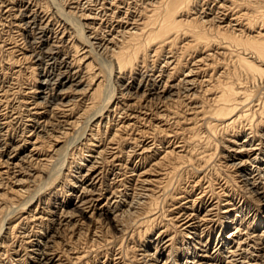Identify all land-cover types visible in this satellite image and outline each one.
Listing matches in <instances>:
<instances>
[{
  "label": "bare ground",
  "instance_id": "bare-ground-1",
  "mask_svg": "<svg viewBox=\"0 0 264 264\" xmlns=\"http://www.w3.org/2000/svg\"><path fill=\"white\" fill-rule=\"evenodd\" d=\"M8 25L20 40L1 38ZM0 47L17 54L15 64L32 62L36 73L32 95L18 102L25 104L21 116L8 97L16 70L6 80L0 69L1 259L5 240L17 235L13 262L61 264L68 236L74 242L67 254L79 263L84 236L92 234L94 243L111 223L121 245V221L136 213L144 233L156 220L167 223L130 264H264V0H0ZM175 107L186 114L182 122ZM170 120L175 128L187 123L183 133L201 147L165 139L155 147L154 133L171 135ZM220 134L227 135V150L211 166ZM74 149L81 155L72 167L66 160ZM133 156L147 165H132L121 190L104 187L103 168L116 163L110 185L120 184V169ZM190 162L197 166H189L196 175L189 189L154 213L169 181ZM30 164L38 173L26 178L22 170ZM208 164L216 174L211 182L203 175ZM38 177L41 187L30 190ZM45 189L43 207H34ZM21 244L28 263L19 257ZM117 252L102 264H126Z\"/></svg>",
  "mask_w": 264,
  "mask_h": 264
},
{
  "label": "rangeland",
  "instance_id": "rangeland-1",
  "mask_svg": "<svg viewBox=\"0 0 264 264\" xmlns=\"http://www.w3.org/2000/svg\"><path fill=\"white\" fill-rule=\"evenodd\" d=\"M33 1H35V0H33ZM69 1H71V0H69ZM68 0H57V3H59L60 5H64L65 3L67 4L68 2H69ZM26 2V1H25ZM24 2V3H25ZM32 2V1H31ZM37 3V2H36ZM39 3V2H38ZM21 5V4H20ZM15 10H18V7H16V9ZM55 20H57V18L55 19ZM8 28V29H7ZM6 29H4L3 30V32H1V38L3 39V40H5V42L7 43L8 41H6L8 38H11V37H13V38H15V39H17V37H15L16 35H18V34H16L17 32L15 31V29L13 28V26H10V25H8V27H7ZM10 28V29H9ZM12 30V31H11ZM11 33H10V32ZM7 32H8V35H7ZM16 32V33H15ZM14 33V34H13ZM15 35V36H14ZM8 36H10V37H8ZM6 38V39H5ZM17 40H20V39H17ZM0 48H2V47H0ZM7 48H9V47H5V48H2V51H1V49H0V69L2 70L1 72H4L5 71V73H2L3 74V76L4 77H6L7 76V78H6V80H8V79H10V78H13V81H12V84L14 85V87L13 86H11L12 88H11V90H13V91H9V94H8V97H9V101L11 102L10 104H11V106H19L18 108H17V110L21 113V116H23V114H24V107H22V106H24L23 104H22V106H21V104H18V102L19 101H21V100H25V98L26 99H29V97L32 95V94H29V93H27V92H30V90H28V87H29V89L31 88V87H33L32 85H34V80H36V73H34V75H33V73L32 72H30L31 70H30V68H32L31 66H33V64H32V62H29V61H27V62H25V61H22V60H20V61H16V64H15V60H17V54L15 53V54H8V51H7ZM9 55V56H8ZM16 55V56H15ZM7 56V57H6ZM12 60L11 61V63H10V60ZM14 60V61H13ZM7 61H9V62H7ZM4 62V63H3ZM14 62V63H13ZM22 62V63H21ZM9 63V64H8ZM32 65H31V64ZM28 64V65H27ZM12 66V67H9V66ZM2 66V67H1ZM15 66V67H14ZM22 66V67H21ZM26 66L28 67V68H26ZM30 66V67H29ZM17 67H20V68H17ZM25 67V68H24ZM12 68V69H11ZM11 69V70H10ZM22 69V70H21ZM25 69H27V70H25ZM16 70V71H15ZM29 70V71H28ZM15 71V75L14 76H12L11 74L13 73ZM22 71V72H21ZM6 72H8V74L6 73ZM26 72V73H25ZM21 73V74H20ZM4 74H6V75H4ZM31 74V75H30ZM10 75H11V77H10ZM16 75H17V77H16ZM22 75V76H21ZM29 75V76H28ZM33 78H32V77ZM10 77V78H9ZM14 77H16V78H14ZM29 78V79H28ZM28 81V82H27ZM34 81V82H33ZM17 85V86H16ZM114 86V85H113ZM119 86V85H118ZM253 87H254V85L253 84H248V88L249 89H253ZM13 88H15V89H13ZM19 89H21V90H19ZM17 90V91H16ZM119 90V87H117L116 86V91L115 92H117ZM19 91H21V92H19ZM15 92V93H14ZM17 93V94H16ZM24 94L25 96H23V95H21V94ZM27 93V94H26ZM14 94V95H13ZM29 94V95H28ZM11 95V96H10ZM28 97V98H27ZM11 98V99H10ZM16 100V101H15ZM23 109H22V108ZM180 109H182V108H177L176 109V107H175V110H171L172 112H175L176 113V117H178L177 118V120L178 121H180L181 120V122H182V119H183V116H184V118L186 117V114H184V115H182L181 114V112L179 111ZM177 111H179V112H177ZM185 111V109L183 110V112ZM180 113V114H179ZM181 116V117H180ZM173 117V116H172ZM180 117V118H179ZM170 118H171V115H170ZM173 118H175V116L173 117ZM173 121V120H172ZM181 122H179L180 123V127L181 128H179V126L178 127H174V124H172V122H171V120H170V122L167 124V126L168 127H165V128H167L168 130H171V131H168V132H170L171 133V135H166V134H160L159 132H156V134L154 133L153 134V138L151 139L153 142H154V144H156V145H154L155 147H158L157 145H158V141H160V139H165L166 141H169L170 143H174V144H176V142L177 143H181V142H187V150L188 149H190V150H192V149H194V150H197L198 149V147H201L200 145H202L203 143H202V141L200 140V142L199 141H197L196 140V138H192V140L190 141V140H188L187 139V136L189 137V135H185V134H187V133H183V131H182V128H184V126H187L186 124H185V122L183 123V124H185V125H183V124H181ZM171 123V124H170ZM179 123H178V125H179ZM81 126V125H80ZM171 126H173V127H171ZM171 127V128H170ZM173 128V129H172ZM200 128V129H199ZM203 126L202 127H198L197 128V130H196V132L195 133H197L198 132V130H199V132L198 133H200V132H203L204 130H203ZM78 129V130H77ZM76 130H74V132L76 131H78V133H80L81 132V130L79 129V128H77ZM178 129H181V130H178ZM172 130H173V132H172ZM182 131V132H181ZM175 132H177L176 134H179L180 136H175ZM179 132V133H178ZM167 133V132H166ZM197 133V134H198ZM174 134V135H173ZM182 134H183V136H182ZM173 135V139L172 138H167V136L168 137H171ZM185 135V136H184ZM157 136H160V137H157ZM182 136V137H181ZM203 136V135H202ZM222 136V137H221ZM226 136L227 135H221L220 134V136H216L215 138H213V139H217V141H216V143L219 145H217L215 142V144L217 145H214V143H212L214 140H211L212 142H211V145L213 146V149L214 150H216L215 151V153H216V156H215V153L213 154L214 156V158H213V160L209 163V164H211V166H214V163L216 164V162L217 161H221L222 162V155H224V153L226 152L225 150H227V147L226 146H228V143L227 142H225V140H226ZM245 135L244 134H240V136H239V140H242L243 139V137H244ZM161 137H163V138H161ZM165 137V138H164ZM175 137V138H174ZM184 137V138H183ZM159 138V139H158ZM180 138H182V139H180ZM224 138V139H223ZM173 141H172V140ZM176 141H175V140ZM194 139V140H193ZM181 140V141H180ZM184 140V141H183ZM199 140V139H198ZM203 140V139H202ZM220 140V141H219ZM220 142V144H219V142ZM185 142V143H186ZM192 142V143H191ZM189 143H191V144H189ZM194 143V144H193ZM202 143V144H201ZM131 144H132V142H131ZM197 144H198V147H197ZM189 145V146H188ZM224 145V146H223ZM132 146H134L133 144H132ZM135 146H136V144H135ZM217 148H216V147ZM137 147V146H136ZM193 147V148H192ZM197 147V148H196ZM216 149H215V148ZM196 148V149H195ZM81 150V149H80ZM85 150V151H84ZM86 148L85 149H82L81 151L84 153H82V155L83 156H85V154H86ZM191 152V151H190ZM189 152V153H190ZM213 152V151H212ZM211 153V152H210ZM81 154L76 150L75 151V149L74 150H71L70 151V153H69V155L67 156V162L69 163V164H71L70 166H72L73 167V165L74 164H76L77 163V161H78V159H79V156H80ZM134 158H131V160H130V162H129V160H128V163H127V161H126V159L124 158V159H122V157H121V161L122 162H126L128 165H126V166H124L123 168H121L120 169V176H119V179H118V181L120 182V184L119 183H117V184H114L113 186H111L110 185V182H111V180L112 179H114V177L112 176V175H114V173L112 172L115 168L114 167H112V166H114V165H116V163H114V164H108V166L107 167H104L103 169H105L104 170V172H103V174H102V176H104V177H102V183L104 184V187H107V186H110V190L112 191V190H115V188L117 187V189H119V190H121L122 188V183L121 182H124V184L125 183H129L130 182V178L128 177L130 174H129V169L132 167V165H134L135 163H139L140 161V164L141 165H143V163L145 162V164L147 165V162H148V159H147V161L146 160H139L138 158H136L135 156H133ZM191 160H193V158H195V156L194 155H191ZM78 158V159H77ZM220 158V159H219ZM219 159V160H218ZM142 161H143V163H142ZM76 162V163H75ZM134 162V163H133ZM130 164V165H129ZM144 164V165H145ZM194 164V165H193ZM197 163H195V162H193L192 164H191V162H190V164L187 166L189 169H188V171L186 170L187 168H184L182 171H180L178 174L179 175H177V176H175L173 179H171L170 181H169V186H167V188H169V189H166V190H170L169 192H168V194H167V192H165V197H163L162 198V196L160 197V199H159V201L162 199L163 200V203H162V200L159 202H157V204L158 203H161V204H158L159 205V207H157L158 205H156V210L154 211V213H156V212H158L159 214L160 213H162L161 211H160V209L162 210L163 208V210L162 211H164V210H166L167 208H166V206L167 205H171L172 203H171V198L174 196V194L176 195L177 193H179V192H182V191H186V190H188L189 188H187V187H189L190 185H191V182H189V180L190 181H193V179L196 177V175H194L193 174V172H194V170H191V169H193V168H191V167H189V166H192V167H194V169L196 168V165ZM208 164V165H209ZM187 165V164H186ZM207 165V167L208 168H206L205 167V170H204V172H203V175L205 176V181H208V179H209V182H211V181H213V180H215V171H212V168H209V167H211L210 165L208 166ZM31 166V167H30ZM28 167V168H27ZM26 167V169L25 170H22V174L24 175V177H26V178H31V176H32V174H37L38 172H37V170L36 169H34V166H32L31 164L30 165H28ZM128 168V169H127ZM209 169V171H207V170ZM215 169V168H214ZM36 170V171H35ZM190 170V171H189ZM121 171H122V173H121ZM187 171V172H186ZM192 171V172H191ZM127 174H126V173ZM190 172V173H189ZM207 172V173H206ZM210 172H211V175H210ZM213 172V173H212ZM27 173V174H26ZM111 173V174H110ZM115 173H117V172H115ZM185 173V174H184ZM221 174H223L224 175V173L223 172H220ZM110 174V175H109ZM187 174V175H186ZM123 177H122V176ZM125 175V176H124ZM190 175V176H189ZM194 175V176H193ZM202 175V176H203ZM207 175V176H206ZM30 176V177H29ZM105 176H107V177H105ZM192 176V177H191ZM201 175H199V177H202ZM213 176V177H212ZM209 177V178H208ZM123 178V179H122ZM129 178V179H128ZM105 179V180H104ZM32 180V179H31ZM122 180H124V181H122ZM43 180H41L39 177L37 178V180H35V183H28L27 184V187H29V186H31L32 185V187H30V190H33V189H36L38 186H40L41 187V182H42ZM30 184V185H29ZM35 184V185H34ZM34 186H37V187H34ZM172 187V188H171ZM175 187H176V192H173V190L175 189ZM184 188H186V189H184ZM235 189V190H234ZM179 190V192H177ZM43 191V190H42ZM175 191V190H174ZM230 191H232L233 192V194L234 193H236L237 192V189L235 188V187H233V185H232V188L230 189ZM236 191V192H235ZM173 193V194H172ZM170 194V195H169ZM48 191L45 189L44 191H43V194L41 195V196H39V201H36V199H35V203H34V207H35V205L37 204V203H40V204H38L39 205V207H43V204H42V202L44 203L45 201H46V199L48 198ZM163 195V194H162ZM108 195H106V197H107ZM169 196V197H168ZM171 196V197H170ZM167 198V199H166ZM168 200V201H167ZM248 201H249V199H247ZM20 202H23V200H21ZM51 202H52V198L51 199H49V201H48V203L49 204H51ZM101 203L97 206V207H100V205H102V204H104L105 203V200H101L100 201ZM163 204V205H162ZM161 205L163 206V207H161ZM252 207H256L255 209H254V211L255 210H257V206H256V204L255 203H253L252 204ZM159 208V209H158ZM160 211V212H159ZM26 212H28V211H25V212H23V214L22 213H18V215L17 214H15L16 216H13V218H11L12 220H10V221H16L17 219H18V217H20V216H22V217H25L26 216ZM139 212V211H138ZM140 212H142V213H144V211H140ZM255 213V212H254ZM136 214V213H135ZM135 214H131V216H130V214H127L123 219H122V225H123V228H124V230H126L125 232L127 233H125L124 232V235H123V237L125 238V242L123 241V242H121V245H120V239H119V237H121L119 234H117V233H115V231H114V229H113V226H112V224L110 223V224H108L106 227H104V228H102V229H100V233L101 234H99V236H100V239L99 238H97V240H95V242L94 243H91L92 242V240H94V237H92V234L91 235H89V236H84V239L82 238V241H80L81 243H83L84 245L86 244H88L87 246H84V247H82L83 245H81L80 246V251H81V256H83V259H82V261L80 260V262L79 263H77V262H73L72 260H71V258H72V255H71V258H70V252H72L70 249L72 248V243L74 242L73 240H68V236H64V237H62L63 238V241L65 242H63L62 244H66L65 245V247H64V249H62V250H59V251H61L60 252V254H59V256H60V258H59V261L61 262V264H68L69 263V259H70V263H74V264H102V262H104V260H106V258H108L109 256V258L108 259H111L112 257H111V255H113V254H115L117 251V253H120L121 252V257L123 258V261L126 263V264H130V262L131 263H133L131 260H133V257L134 256H136L139 252V247L140 246H142V245H144L145 244V242H148L149 243V241L151 242L152 241V239H154V237H155V235H156V233L158 232V231H160L161 230V228H163V226L167 223V222H165V221H167V220H165V219H163V222H162V219H161V221L159 220H156L155 221V223L153 222L152 223V225L153 226H151L150 228H152V233L151 232H146V233H144L143 232V230H145L144 228L142 229L141 227H138V225L137 224H135V222L134 221H136L137 219L139 220L140 218H142V216L140 217L139 215H135ZM153 214V213H152ZM129 215V216H128ZM135 215V216H134ZM151 215V214H150ZM263 215V214H262ZM136 218V220H135V218ZM140 217V218H137V217ZM130 219V220H129ZM133 220V221H132ZM137 220V222H139ZM131 222V223H130ZM160 222V223H159ZM135 224V225H134ZM157 224H158V226H157ZM125 225V226H124ZM30 226H31V229H30ZM104 226V225H103ZM102 226V227H103ZM134 226H136V227H134ZM25 227H26V229H28V231H32L31 233H34L35 231V226L34 225H31V223L30 222H28V223H26V225H25ZM139 229H138V228ZM153 227H155V228H153ZM157 227V228H156ZM161 227V228H160ZM5 228H8V225H6L5 226ZM141 228V229H140ZM153 229H155V230H153ZM160 229V230H159ZM139 230V231H138ZM158 230V231H157ZM227 230H229V229H227ZM227 230H225V232H227ZM137 231V232H136ZM142 231V232H141ZM157 231V232H156ZM170 231V232H169ZM173 231H172V229H168V231H167V234H170V235H172L173 233H172ZM5 233H7V231L5 232ZM17 234V233H16ZM139 234V235H138ZM66 235V234H65ZM113 235V236H112ZM128 237H127V236ZM217 235V231H214V233H213V237H212V240L215 238V236ZM4 236H6L5 234H3V237ZM129 236H131L130 238H129ZM140 236H143V237H140ZM16 238H14V239H7V240H5V244H4V246L1 248V253H2V255L5 257V258H3L2 257V259L0 258V260L1 261H4V262H7V263H9L10 262V264H18V263H16V262H13V261H15L16 260V258H15V255L16 254H13V249H15L18 245H19V243H21L20 241L22 240H20V238L19 237H17V235L15 236ZM7 238V237H6ZM93 238V239H92ZM110 238V239H109ZM128 240H127V239ZM176 238V241H179L180 240V238H178V237H175ZM111 239H112V241H113V243H112V241H111ZM116 239V240H115ZM109 241H111V242H109ZM69 242V243H68ZM107 242V243H106ZM96 243V244H95ZM106 243V244H105ZM108 243H110V244H108ZM112 243V244H111ZM123 243V244H122ZM125 243V244H124ZM128 243V244H127ZM144 243V244H143ZM113 244H114V246H113ZM21 245H23V244H21ZM94 245H96V247H92V246H94ZM107 245V246H106ZM112 246L113 247V249H112V247H109V246ZM123 245V246H122ZM24 247H22V249H21V251H19L18 252V254H19V257L20 258H22V256L26 253V250H25V245H23ZM69 246V248L67 249V247ZM88 246H89V248H88ZM91 246V247H90ZM122 246V247H121ZM128 246V247H127ZM135 246V247H134ZM86 247H87V249H86ZM99 247H101V248H99ZM127 247V248H126ZM66 248V249H65ZM97 248V249H96ZM117 248V249H116ZM122 248V249H121ZM130 248V249H129ZM83 249H86V250H84L83 251ZM93 250V252H91V253H89L90 251H92ZM121 249V250H120ZM125 249V250H124ZM128 249V250H127ZM96 250V251H95ZM131 250V251H130ZM4 251V252H3ZM80 251H78L79 253H80ZM85 251H86V253H85ZM88 251V252H87ZM99 251V252H98ZM124 253H123V252ZM65 252V253H64ZM67 252H69V254H67ZM104 252V253H103ZM112 252V253H111ZM138 252V253H137ZM110 253H111V255H110ZM123 253V254H122ZM132 253V254H131ZM23 254V255H22ZM86 254V255H85ZM90 254V255H89ZM108 254V255H107ZM135 254V255H134ZM97 255V256H96ZM27 256V255H26ZM26 256H23V258H22V260H24V261H26L27 263L29 262L27 259H28V257H26ZM85 256V257H84ZM95 258H94V257ZM106 256V257H105ZM10 258V259H9ZM86 258V259H85ZM105 258V259H104ZM57 259V258H56ZM66 261H65V260ZM9 262H8V261ZM68 261V262H67ZM72 261V262H71ZM95 261V262H94ZM127 261H128V263H127ZM130 261V262H129ZM65 262H67V263H65ZM69 263V264H70Z\"/></svg>",
  "mask_w": 264,
  "mask_h": 264
}]
</instances>
